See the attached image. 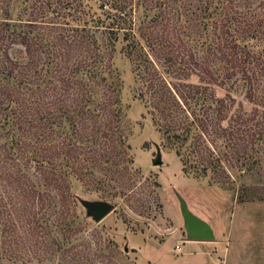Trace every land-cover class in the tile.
I'll list each match as a JSON object with an SVG mask.
<instances>
[{"label":"trees","instance_id":"16d2710c","mask_svg":"<svg viewBox=\"0 0 264 264\" xmlns=\"http://www.w3.org/2000/svg\"><path fill=\"white\" fill-rule=\"evenodd\" d=\"M100 1L105 18L86 11L84 0H0V256L7 259H50L58 231L69 226L73 184L94 188L98 172L134 163L124 140L123 83L112 69L120 40L138 70V99L171 140L186 131L181 115L197 121L207 114L203 130L215 128L228 106L213 86L243 83L247 101L264 107V56L244 44L264 39V31L250 10L238 9L251 0H143L146 10L159 11L147 39L127 12L133 0ZM177 5L192 8L180 26L170 23ZM97 30L109 34L106 51ZM146 47L168 53V76L199 82L167 84L157 71L156 78L143 74L137 62ZM188 162L184 157V173H207Z\"/></svg>","mask_w":264,"mask_h":264},{"label":"rangeland","instance_id":"374dc122","mask_svg":"<svg viewBox=\"0 0 264 264\" xmlns=\"http://www.w3.org/2000/svg\"><path fill=\"white\" fill-rule=\"evenodd\" d=\"M84 2L86 11L95 18L100 14L106 17L104 8H100L102 1ZM138 3L143 5L140 10ZM146 5L143 0H133L127 9L135 33L145 39L153 35L149 22L159 14L157 9L146 10ZM177 7L172 9L170 23L180 26L192 8ZM238 9L250 10L254 27L264 31V0H251L250 6L243 4ZM162 26L160 22L155 31ZM172 32L175 29L171 28V35ZM96 34L102 37L106 51L109 34L103 30ZM246 43L251 51L264 56V39L254 38ZM123 45L120 40L113 50L112 69L123 83L124 140L134 163L125 170L124 163L117 166L118 171L98 172L94 188L73 184L75 201L68 215L69 226L58 231V238L53 240L58 252L50 259L0 256V264H197L198 255L182 252L185 244L188 251L199 240L188 238L181 199L214 230V243H199L205 245L211 264H264V107L247 101L243 83L232 90L213 86L215 96L226 99L228 106L221 117L210 112L211 117H216L215 128L203 130L201 121L205 122L207 114L197 121L181 115L178 121L186 131H177L180 140H171L159 131L163 124L158 125L148 112L149 103L138 99L142 84L136 65L121 52ZM146 48L148 51L137 62L143 74L156 78L157 71V79L167 84L199 82L195 75L187 79L168 76L166 71L173 69L165 62L168 53ZM228 92L232 93L230 101ZM184 157L189 160L188 166L207 167V173H184ZM104 202L112 206V211L97 220L89 205Z\"/></svg>","mask_w":264,"mask_h":264},{"label":"water","instance_id":"95a60500","mask_svg":"<svg viewBox=\"0 0 264 264\" xmlns=\"http://www.w3.org/2000/svg\"><path fill=\"white\" fill-rule=\"evenodd\" d=\"M181 204L188 238L199 241L212 240L214 238L212 226L193 214L183 199H181ZM89 210L97 220H101L112 211V206L107 202L90 204Z\"/></svg>","mask_w":264,"mask_h":264},{"label":"crops","instance_id":"0c3cea01","mask_svg":"<svg viewBox=\"0 0 264 264\" xmlns=\"http://www.w3.org/2000/svg\"><path fill=\"white\" fill-rule=\"evenodd\" d=\"M208 241H213V239L212 240H207V241H198V243H193L194 245H192V247H191V250H185V246H186V244L182 247V252H183V254H189V255H193V254H195V255H198V257H196V259H195V261H196V263L197 264H211V257L208 255V252H206L207 250H206V247H205V245H203L204 243L205 244H208V243H206V242H208ZM203 243L202 245H199V243ZM211 243H214V241L213 242H211ZM198 246H201L200 248H201V250H197L196 251V248L198 247ZM209 248V247H208ZM207 248V249H208ZM157 262V261H156Z\"/></svg>","mask_w":264,"mask_h":264}]
</instances>
